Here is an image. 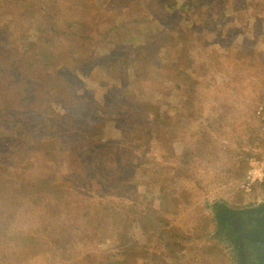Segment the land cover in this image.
Segmentation results:
<instances>
[{
	"label": "rangeland",
	"instance_id": "rangeland-1",
	"mask_svg": "<svg viewBox=\"0 0 264 264\" xmlns=\"http://www.w3.org/2000/svg\"><path fill=\"white\" fill-rule=\"evenodd\" d=\"M3 1L0 178L43 179L46 194L34 205L13 194L18 183L0 193L7 210L26 199L9 223L35 237L2 242L0 264H241L215 210L264 203V177L249 178L264 171V0H40L61 7L63 31L75 20L66 7L83 5L80 30L93 42L79 54L42 45L37 27L15 31ZM27 47L52 49L47 71L66 58L83 73L56 93L44 62L28 67ZM68 112L91 131L83 160L100 159L96 172L62 152L59 133L48 145L33 131L44 119L66 130ZM58 186L61 198L50 193Z\"/></svg>",
	"mask_w": 264,
	"mask_h": 264
},
{
	"label": "trees",
	"instance_id": "trees-1",
	"mask_svg": "<svg viewBox=\"0 0 264 264\" xmlns=\"http://www.w3.org/2000/svg\"><path fill=\"white\" fill-rule=\"evenodd\" d=\"M2 1L3 0H0V10L2 9L1 8ZM202 1L203 0H201V2ZM3 2L4 3L6 2L4 8L7 10V12L10 11L13 14L12 16H13L14 21L12 24H15L14 26L15 31L27 30L31 26L37 27L39 29L38 34L40 33L39 40L42 45L49 44L50 47L52 46L55 47L57 43H60V44H63L62 46H60L61 48H68V49H71L72 52L75 51V53L77 52V54H79L81 53L80 52L81 50H85L84 47L82 46L83 41L89 40L90 42H93V38L90 34L86 35V37L84 36L82 37V33L80 29L81 27H85V24H83V20L79 19L80 9L82 10L83 8V5L81 4L78 5L80 7L79 10H77L76 7L74 8V6H71V5L69 7H66L67 12H70L71 14H73L71 18L75 16V20L71 22L69 26H66L65 31H63L61 30L62 27L59 24V20L57 18L59 17L62 10H61V7L57 3H55V1L50 3L49 9L41 5L40 0H4ZM91 5L93 4L89 3V8L93 7ZM85 12H87V10ZM74 28H76V31H73L72 32L73 34L70 35V30ZM70 36H72L71 39H70ZM68 41L70 44H67ZM34 46H37V45H34ZM29 49H30L29 47L25 49L26 50L25 55L27 54V56H29L28 58L31 63V65H28V67H33V64L36 63L35 62L36 60L39 61L37 62V66H42L43 64L42 62H44L42 67L44 68V70H46L45 72H46V75L48 76H46L43 79V85L44 86L45 84L50 85L53 88L54 92L56 93L59 90L61 91V88L63 89V91L66 90L68 84L70 85L69 81L70 80L72 81L74 79L75 72L83 73L82 70L71 71L72 67L70 66V64L65 66L66 58H62L61 64L63 62L64 64L60 65L56 71H47V68H50L49 61L52 62L56 59V54L52 51V49L50 50V52L48 51V48H42L41 50H39V48L32 49V50L31 49L29 50ZM40 59H42L43 61H41ZM67 59H68L67 61L70 62L68 57ZM24 64L25 63L23 62V60L17 61L16 67L18 69H21V67ZM80 65L82 64L80 63L76 64L74 66L75 69H78V66ZM44 86L41 85V88ZM0 92L6 93V91H2V90H0ZM0 97H5V96L0 93ZM1 101L2 100H0V102ZM4 112L8 113V111H4V109L0 111V124L1 125L4 124L5 122ZM69 114L70 112L63 115L64 119L68 118L70 122V123H67L68 125H67V128H65L66 130H62V129L58 130L56 124H52L48 120L44 119V121L42 122L40 121V122L35 123V129L33 131L44 133L45 135L43 136H45V138H42V141H45L44 143H47L48 145H50V142L53 139H55V135H54L55 132L59 133L61 147H63L62 152H64V154H67V155H68L67 152L71 153L69 155L70 158L72 159L74 158V160L79 159L83 163L81 166H83L84 168L86 167V169H90L91 173H92V170L93 172H96L98 170V167H103L105 165L100 159L96 160V163H97L96 168H94V163L87 164V163H84V160H83L85 158V155L88 153L87 151L88 147H90L89 137H90L91 131L86 130L83 127H79L80 125L76 122L75 118L69 117ZM32 115H33L32 113H29L27 116L30 117ZM37 120H39V118L37 117L35 118L25 117V120L22 121V123L25 125L26 123L30 124L33 121H37ZM49 123L52 126H48ZM1 129L2 127L0 126V130ZM49 131L53 133V136H51L50 134H46V132H49ZM6 139L9 140V137L7 136ZM4 140H0V146H3L5 144ZM25 140L26 139L24 138V141ZM30 141H34V140L31 138ZM49 149L50 148H47V151ZM102 151L103 153L105 152L104 150ZM5 154L7 153L4 152L2 155H5ZM1 161L3 160H0V165H1ZM5 168H6V165L4 164V167L0 169V172L3 171ZM18 177H23V176L20 173L19 175H17V178ZM46 177H48V179L49 178L52 179L51 174L46 175L45 178ZM10 178L9 179L0 178V193L3 192L4 194H8L9 191H13L16 188L15 185L18 183L19 189L17 191H13V194H15L16 196L18 192H22L21 194L18 193L20 195V198L23 195V196H27L29 199L34 195L33 202H32V204L34 205L37 204L39 200L41 201L43 195L46 194V192L42 188V186L45 185L43 179L39 181L40 184L37 183L36 185V184H33L34 182L31 180V178L25 177L28 182L21 181L20 179L17 181H13L14 179H10ZM6 186L8 187V189H6ZM64 190L65 188L58 186V187H55L54 190L50 191V193L54 191V194H57V196L61 198ZM31 193L33 194L31 195ZM15 196L12 197L13 199L8 201L9 203L11 202L14 204L11 206L14 207L13 210L15 212L12 210H7L8 209L7 207L2 208V206L0 205V245L2 244V242H5L8 245L12 242L17 241L18 239L19 240L24 239V237L28 239H33V238L35 239L34 236L29 238L30 234H27L24 230L22 232H18L12 227L11 223L14 220V217H16V206H19L20 208L22 205H24L26 201V199L16 200L17 198L14 199ZM50 196L52 197L53 194H50ZM58 209L59 208L51 209L49 213H53V215H55ZM5 250L6 249H2V250L0 249V254H3L2 251H5Z\"/></svg>",
	"mask_w": 264,
	"mask_h": 264
},
{
	"label": "flooded vegetation",
	"instance_id": "flooded-vegetation-1",
	"mask_svg": "<svg viewBox=\"0 0 264 264\" xmlns=\"http://www.w3.org/2000/svg\"><path fill=\"white\" fill-rule=\"evenodd\" d=\"M216 222L218 223V234L226 240H233L236 243V251L241 264H248L253 256L247 245L239 243L240 235L249 229V225L244 221L246 210H235L224 206L216 208Z\"/></svg>",
	"mask_w": 264,
	"mask_h": 264
},
{
	"label": "water",
	"instance_id": "water-1",
	"mask_svg": "<svg viewBox=\"0 0 264 264\" xmlns=\"http://www.w3.org/2000/svg\"><path fill=\"white\" fill-rule=\"evenodd\" d=\"M244 212L249 229L240 235L239 243L251 250L253 259L248 264H264V203Z\"/></svg>",
	"mask_w": 264,
	"mask_h": 264
},
{
	"label": "built area",
	"instance_id": "built-area-1",
	"mask_svg": "<svg viewBox=\"0 0 264 264\" xmlns=\"http://www.w3.org/2000/svg\"><path fill=\"white\" fill-rule=\"evenodd\" d=\"M253 178L252 181L256 180L255 177H257L258 179H262V177H264V171L263 168H258V169H253L249 172V178Z\"/></svg>",
	"mask_w": 264,
	"mask_h": 264
}]
</instances>
